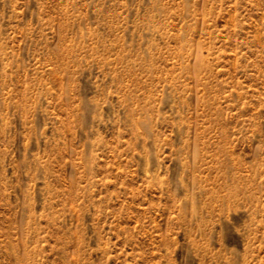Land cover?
Here are the masks:
<instances>
[{
    "label": "rangeland",
    "instance_id": "obj_1",
    "mask_svg": "<svg viewBox=\"0 0 264 264\" xmlns=\"http://www.w3.org/2000/svg\"><path fill=\"white\" fill-rule=\"evenodd\" d=\"M0 264H264V0H0Z\"/></svg>",
    "mask_w": 264,
    "mask_h": 264
}]
</instances>
